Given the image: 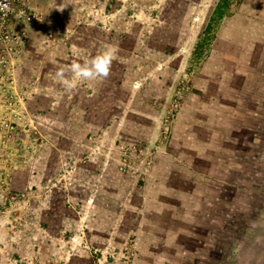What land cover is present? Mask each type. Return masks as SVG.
Masks as SVG:
<instances>
[{
	"label": "rangeland",
	"instance_id": "374dc122",
	"mask_svg": "<svg viewBox=\"0 0 264 264\" xmlns=\"http://www.w3.org/2000/svg\"><path fill=\"white\" fill-rule=\"evenodd\" d=\"M28 4L0 71V264H264V0ZM109 46L66 92L55 72Z\"/></svg>",
	"mask_w": 264,
	"mask_h": 264
},
{
	"label": "clouds",
	"instance_id": "9594fccd",
	"mask_svg": "<svg viewBox=\"0 0 264 264\" xmlns=\"http://www.w3.org/2000/svg\"><path fill=\"white\" fill-rule=\"evenodd\" d=\"M8 8L7 3H0V11ZM114 56L115 49L109 46L83 62L74 59L67 68H59L55 72L56 79L66 92L71 93L79 83L106 79L110 74Z\"/></svg>",
	"mask_w": 264,
	"mask_h": 264
},
{
	"label": "built area",
	"instance_id": "2783aa9c",
	"mask_svg": "<svg viewBox=\"0 0 264 264\" xmlns=\"http://www.w3.org/2000/svg\"><path fill=\"white\" fill-rule=\"evenodd\" d=\"M0 3H7L8 9L0 11V71L4 67V59L9 58L16 53L12 50L11 44L14 43L19 36L14 35V29L22 27L27 22H33L32 8L28 4V0H0Z\"/></svg>",
	"mask_w": 264,
	"mask_h": 264
},
{
	"label": "crops",
	"instance_id": "0c3cea01",
	"mask_svg": "<svg viewBox=\"0 0 264 264\" xmlns=\"http://www.w3.org/2000/svg\"><path fill=\"white\" fill-rule=\"evenodd\" d=\"M23 31L26 32V29L24 28ZM23 39H25V38H23ZM24 41H25V40H21V43H20L19 46H22V45H23L22 42H24ZM15 54H16V53H15ZM3 72H5V70H4ZM6 73H7V71H6ZM8 73H9V72H8ZM7 75H8V74H5L6 77H8ZM5 87L7 88L6 85H5Z\"/></svg>",
	"mask_w": 264,
	"mask_h": 264
}]
</instances>
